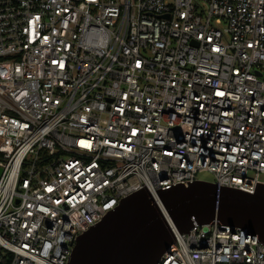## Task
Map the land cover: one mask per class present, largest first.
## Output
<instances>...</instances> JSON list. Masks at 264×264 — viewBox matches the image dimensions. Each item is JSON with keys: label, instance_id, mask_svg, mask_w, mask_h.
<instances>
[{"label": "built area", "instance_id": "obj_1", "mask_svg": "<svg viewBox=\"0 0 264 264\" xmlns=\"http://www.w3.org/2000/svg\"><path fill=\"white\" fill-rule=\"evenodd\" d=\"M203 172L264 184V0H0V264H67L122 198ZM204 227L158 264H264Z\"/></svg>", "mask_w": 264, "mask_h": 264}, {"label": "water", "instance_id": "obj_2", "mask_svg": "<svg viewBox=\"0 0 264 264\" xmlns=\"http://www.w3.org/2000/svg\"><path fill=\"white\" fill-rule=\"evenodd\" d=\"M234 226L264 245V184L255 192L208 181L153 190L146 183L78 235L67 264H158L181 233L199 224Z\"/></svg>", "mask_w": 264, "mask_h": 264}, {"label": "rangeland", "instance_id": "obj_3", "mask_svg": "<svg viewBox=\"0 0 264 264\" xmlns=\"http://www.w3.org/2000/svg\"><path fill=\"white\" fill-rule=\"evenodd\" d=\"M198 178H199L200 180H204V181L212 182V180H213V175L210 174L209 172H203V173H200V174L198 175Z\"/></svg>", "mask_w": 264, "mask_h": 264}]
</instances>
